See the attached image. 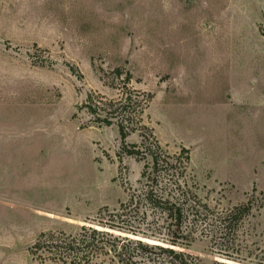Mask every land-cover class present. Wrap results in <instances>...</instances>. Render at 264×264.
<instances>
[{"label":"rangeland","instance_id":"374dc122","mask_svg":"<svg viewBox=\"0 0 264 264\" xmlns=\"http://www.w3.org/2000/svg\"><path fill=\"white\" fill-rule=\"evenodd\" d=\"M128 75L152 95L144 126L190 151L202 202L252 204L226 240L197 234L188 252L264 264V0H0V264H43L42 234L76 237L142 188L144 162L84 107Z\"/></svg>","mask_w":264,"mask_h":264},{"label":"trees","instance_id":"16d2710c","mask_svg":"<svg viewBox=\"0 0 264 264\" xmlns=\"http://www.w3.org/2000/svg\"><path fill=\"white\" fill-rule=\"evenodd\" d=\"M117 75L121 71L117 70ZM117 99L89 95L85 109L100 126L119 128L124 152L142 162V188L118 210H102L94 226H84L78 236L42 234L30 252L46 264H199L188 252L197 234L226 240L252 211V204L219 213L200 199L189 179L191 153L184 148L169 154L144 126L143 116L152 95L129 90ZM140 133L142 143L127 140ZM105 260V261H104Z\"/></svg>","mask_w":264,"mask_h":264}]
</instances>
